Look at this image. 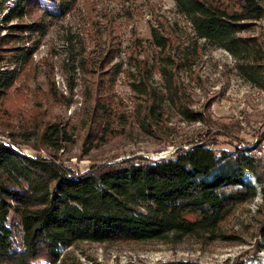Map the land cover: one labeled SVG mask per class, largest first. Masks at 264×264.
<instances>
[{
    "label": "rangeland",
    "instance_id": "1",
    "mask_svg": "<svg viewBox=\"0 0 264 264\" xmlns=\"http://www.w3.org/2000/svg\"><path fill=\"white\" fill-rule=\"evenodd\" d=\"M16 2L0 0V78L16 66L14 46L38 43V48L0 102V141L85 172L124 158L158 159L210 132L220 150L251 143L259 161L257 172L250 171L257 196L234 208L221 224L218 239L185 235L165 241H84L66 249V256L88 264H264V90L243 78L235 57L202 41L196 55L188 54L195 37L175 0H78L57 20L31 7L22 22H43L46 33L11 43L3 38L9 33L3 18ZM154 29L171 37L167 49L155 44ZM243 34L264 42V20ZM165 65L169 82L161 72ZM140 79L147 84L144 93L134 85ZM169 88L181 98L178 106L184 102L204 112L205 120H187L176 103L167 100L158 108L160 120L145 115L153 97L165 98ZM51 124L67 131L59 137V147L45 142ZM235 164L234 157H228L218 168ZM18 221L12 212L8 224L17 232ZM18 239L22 241L21 233Z\"/></svg>",
    "mask_w": 264,
    "mask_h": 264
},
{
    "label": "trees",
    "instance_id": "2",
    "mask_svg": "<svg viewBox=\"0 0 264 264\" xmlns=\"http://www.w3.org/2000/svg\"><path fill=\"white\" fill-rule=\"evenodd\" d=\"M77 1L17 0L3 18L9 27L3 38L19 44L31 34L44 35L47 26L43 22H22L28 10L41 8L45 16L57 20ZM175 3L178 13L192 25L195 42L188 54L198 53L202 47L199 41L223 48L237 60L243 78L264 90V42L258 36L243 34L264 20L262 0H175ZM153 38L159 49L168 48L170 36H162L154 29ZM37 46L38 43L12 48L18 52L16 66L0 78V102ZM161 72L169 82L168 66ZM134 85L145 92V79ZM151 95L154 96L153 91ZM178 99L181 98L177 91L171 89L165 98L153 97L145 115L160 120L161 104L167 100L177 105ZM178 108L187 120L206 118L204 112L193 110L184 102ZM66 132L63 126L51 124L44 132L45 142L59 147V137ZM209 135L210 132L190 141L187 148L179 147L162 158H124L85 172L44 155L22 153L0 141V264H88L69 259L65 253L84 241H165L180 240L185 235L218 239L221 224L234 208L257 196L258 188L250 178V171L257 172L259 161L251 153L256 148L251 143L237 145L233 151L220 150ZM228 157H234L235 166L219 169ZM257 180L262 181L259 173ZM12 212L18 215L19 232L16 226L8 224ZM156 264L198 263L166 260Z\"/></svg>",
    "mask_w": 264,
    "mask_h": 264
},
{
    "label": "built area",
    "instance_id": "3",
    "mask_svg": "<svg viewBox=\"0 0 264 264\" xmlns=\"http://www.w3.org/2000/svg\"><path fill=\"white\" fill-rule=\"evenodd\" d=\"M259 153H261V149H259V151H258ZM161 155H159V156H157L158 158L160 157ZM163 156H165V155H163Z\"/></svg>",
    "mask_w": 264,
    "mask_h": 264
},
{
    "label": "bare ground",
    "instance_id": "4",
    "mask_svg": "<svg viewBox=\"0 0 264 264\" xmlns=\"http://www.w3.org/2000/svg\"><path fill=\"white\" fill-rule=\"evenodd\" d=\"M161 157H163V155H162V156H160L159 158H161Z\"/></svg>",
    "mask_w": 264,
    "mask_h": 264
}]
</instances>
